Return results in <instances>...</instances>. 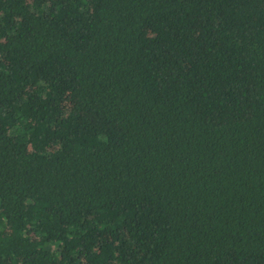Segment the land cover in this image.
I'll use <instances>...</instances> for the list:
<instances>
[{"label":"trees","instance_id":"1","mask_svg":"<svg viewBox=\"0 0 264 264\" xmlns=\"http://www.w3.org/2000/svg\"><path fill=\"white\" fill-rule=\"evenodd\" d=\"M0 264H264V0H0Z\"/></svg>","mask_w":264,"mask_h":264}]
</instances>
